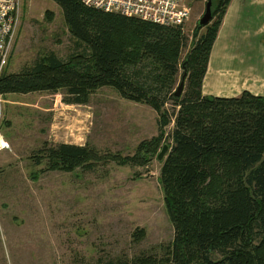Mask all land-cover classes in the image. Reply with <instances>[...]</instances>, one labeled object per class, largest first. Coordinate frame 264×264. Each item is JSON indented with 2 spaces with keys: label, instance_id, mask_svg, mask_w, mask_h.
<instances>
[{
  "label": "trees",
  "instance_id": "16d2710c",
  "mask_svg": "<svg viewBox=\"0 0 264 264\" xmlns=\"http://www.w3.org/2000/svg\"><path fill=\"white\" fill-rule=\"evenodd\" d=\"M61 10L75 53H53L17 73L0 76V95L65 90L67 104H85L97 88L110 86L127 100L145 102L159 115L160 134L140 143L119 164L145 165L156 157L163 128L173 118L168 152L158 182L173 238L166 257L131 264H264V97L202 95L209 55L230 0H211L212 18L190 50L181 26L166 27L88 8L79 0H51ZM145 63L159 71L157 89L139 73ZM185 73L181 95L170 93L173 111L162 108L160 84ZM181 80V77H180ZM180 82V81H179ZM50 170L72 172L100 160L86 148L61 143L47 150ZM106 264H127L107 262Z\"/></svg>",
  "mask_w": 264,
  "mask_h": 264
},
{
  "label": "rangeland",
  "instance_id": "374dc122",
  "mask_svg": "<svg viewBox=\"0 0 264 264\" xmlns=\"http://www.w3.org/2000/svg\"><path fill=\"white\" fill-rule=\"evenodd\" d=\"M207 0H187L190 15L181 26L187 47ZM217 0H213L216 3ZM76 42L51 0H19L18 25L7 73H17L53 53L66 60ZM139 73L151 88L159 71L145 63ZM160 84L162 108L174 110L170 93L179 84ZM3 98V96H2ZM0 104L1 132L9 149L0 153V264H131L163 260L173 238L158 182L161 162L119 164L140 143L160 134L159 115L145 102L122 98L110 86L92 91L85 104H67L65 90L11 94ZM173 118L163 128L168 144ZM85 146L100 160L72 172L50 170L47 150L58 144Z\"/></svg>",
  "mask_w": 264,
  "mask_h": 264
},
{
  "label": "crops",
  "instance_id": "0c3cea01",
  "mask_svg": "<svg viewBox=\"0 0 264 264\" xmlns=\"http://www.w3.org/2000/svg\"><path fill=\"white\" fill-rule=\"evenodd\" d=\"M243 91L264 97V0H230L202 81L206 96L236 97Z\"/></svg>",
  "mask_w": 264,
  "mask_h": 264
},
{
  "label": "built area",
  "instance_id": "2783aa9c",
  "mask_svg": "<svg viewBox=\"0 0 264 264\" xmlns=\"http://www.w3.org/2000/svg\"><path fill=\"white\" fill-rule=\"evenodd\" d=\"M84 6L105 13L136 18L166 27L182 26L190 15L187 0H79ZM19 0H0V76L9 62L18 25ZM3 103L0 95V104ZM0 107V128H1ZM9 143L0 129V153Z\"/></svg>",
  "mask_w": 264,
  "mask_h": 264
},
{
  "label": "water",
  "instance_id": "95a60500",
  "mask_svg": "<svg viewBox=\"0 0 264 264\" xmlns=\"http://www.w3.org/2000/svg\"><path fill=\"white\" fill-rule=\"evenodd\" d=\"M212 18V14H211V0H207L205 3V9H204V13L202 14V16L199 18L197 25L199 27H205L211 20ZM184 80H185V73L181 76V80L176 88V90L174 91V95L176 97H179L183 91V87H184ZM168 145L167 144H163L159 150V152L156 155V159L159 162H162L165 155L168 152Z\"/></svg>",
  "mask_w": 264,
  "mask_h": 264
}]
</instances>
